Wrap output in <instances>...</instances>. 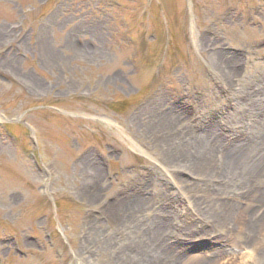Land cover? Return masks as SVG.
<instances>
[{"label":"rangeland","instance_id":"rangeland-1","mask_svg":"<svg viewBox=\"0 0 264 264\" xmlns=\"http://www.w3.org/2000/svg\"><path fill=\"white\" fill-rule=\"evenodd\" d=\"M261 84L264 0H0V264L257 255L264 197L167 156L264 146V105L219 124Z\"/></svg>","mask_w":264,"mask_h":264},{"label":"bare ground","instance_id":"bare-ground-1","mask_svg":"<svg viewBox=\"0 0 264 264\" xmlns=\"http://www.w3.org/2000/svg\"><path fill=\"white\" fill-rule=\"evenodd\" d=\"M257 94L256 99H252L250 93L247 95H236L237 100L239 103V110H236L233 114L235 116L234 120H230L229 118L231 115H226L223 117V119L219 123L221 126L220 128L226 129L227 124H233L236 123L235 120H237L238 115L240 113H243L247 110L249 107V104L251 102V110L250 113H260L262 107L264 105V85L261 84L258 86V88L254 91ZM234 118V117H233ZM228 122V123H227ZM232 122V123H231ZM235 125V124H234ZM208 130L203 131L199 134L195 135V142L187 144V152L184 155V158L180 160V157L174 156L171 152L167 157L169 158L168 161L170 163L169 166H178L179 164H183L184 166L181 168H188L190 169L194 174L196 172H204L205 174L208 173L211 174L212 177H214L221 182V189L222 190H228L229 196H233L232 192L234 190H239L242 187H244L247 191L253 190L250 193V199H253L255 203H257V199L262 202V198L264 197V190L261 189H254L255 181L257 182L262 181L264 179V146L259 145L257 140H255V137L252 135H249L248 133L241 131L240 138L242 140L241 145H237L235 147L225 145H218V148L216 147V150L221 147V153L223 155V161L218 164L217 158H215V154H213L216 150L212 151L210 149L211 143L216 142L217 138L215 137V134L217 129H215L214 125L211 123L208 126ZM203 130V129H201ZM254 137V138H253ZM217 144V142H216ZM215 144V145H216ZM197 148H201L200 152H197ZM196 151V154H193L191 150ZM205 153V154H204ZM188 155V156H187ZM203 161H206L205 164H207L210 167H204L200 165ZM215 161V162H214ZM215 163V164H214ZM203 164V163H202ZM204 164V165H205ZM214 164V165H213ZM193 174V175H194ZM262 184L264 185V181H262ZM224 185V186H223ZM232 191V192H231ZM237 196L234 192V198ZM137 201L139 202V205L143 206L141 203L145 200L138 197ZM233 198V199H234ZM232 199V200H233ZM252 200V201H253ZM142 201V202H141ZM145 203V202H144ZM263 203V202H262ZM261 203V204H262ZM231 204L234 206L235 202H231ZM230 205H224L225 208L229 209L231 207ZM240 207V206H239ZM238 207V210L236 212L235 217V224L237 226V229L240 228L241 216H247V221H245L243 224L244 226L248 227L250 225L255 224H261V222H264V212L260 214L259 216H248V212H241L242 208ZM226 209V210H227ZM247 211V210H246ZM209 212V211H208ZM246 213L245 215H243ZM226 215V214H225ZM226 217V216H225ZM227 218V217H226ZM151 237V236H150ZM151 240L153 237L150 238ZM143 254V253H141ZM145 257H142L139 259L141 263L143 261H146V264H211L212 259H197V258H189L188 260L184 259H177V260H171L168 257L164 259L154 258V259H143ZM127 264V263H126ZM139 264V263H138ZM232 264H264V248H262L261 252L258 251L257 255L251 256V255H242L239 254L233 261Z\"/></svg>","mask_w":264,"mask_h":264}]
</instances>
